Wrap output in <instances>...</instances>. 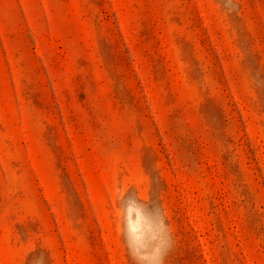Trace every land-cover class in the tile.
Instances as JSON below:
<instances>
[{"label": "rangeland", "instance_id": "374dc122", "mask_svg": "<svg viewBox=\"0 0 264 264\" xmlns=\"http://www.w3.org/2000/svg\"><path fill=\"white\" fill-rule=\"evenodd\" d=\"M117 177L165 264H264V0H0V264H131Z\"/></svg>", "mask_w": 264, "mask_h": 264}, {"label": "clouds", "instance_id": "9594fccd", "mask_svg": "<svg viewBox=\"0 0 264 264\" xmlns=\"http://www.w3.org/2000/svg\"><path fill=\"white\" fill-rule=\"evenodd\" d=\"M109 199L115 202L110 219L131 264H165L175 241L164 207L119 177ZM32 264H42V259Z\"/></svg>", "mask_w": 264, "mask_h": 264}]
</instances>
